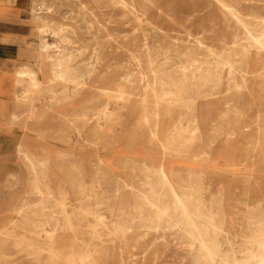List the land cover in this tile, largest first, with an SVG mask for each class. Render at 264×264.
Returning <instances> with one entry per match:
<instances>
[{"label": "rangeland", "instance_id": "rangeland-1", "mask_svg": "<svg viewBox=\"0 0 264 264\" xmlns=\"http://www.w3.org/2000/svg\"><path fill=\"white\" fill-rule=\"evenodd\" d=\"M45 1L52 6L48 12L52 14L45 16L40 25L50 27L56 35L52 37L40 33L30 11V19L24 23L31 29L24 56L26 67L40 71L46 40L56 45L48 51L54 58L59 60L72 56L71 67L78 71L80 77L76 82H66L49 75L45 81L39 72L37 79L40 86L34 88L29 81L23 82L18 86V101L16 99L4 110L3 122L12 130L17 128L22 137L17 144L9 143L6 152H1L4 156L0 158V246L4 249L0 250V264H60L71 260L82 264V258L69 256L73 253L85 254L82 251L85 244L93 249L98 246L97 251L89 250L95 255L88 258L91 264H116V260H120L119 264H203L195 258L197 251L190 253L187 247L190 239L185 234L182 220L175 217L179 226L170 230L164 220L157 228H161L163 234L158 233L156 225L150 222L154 209L145 206L136 197L160 194L164 197L159 205H173L172 195L162 184L160 170L163 168L152 167L166 163L168 171L163 170L175 190L181 197L184 194L196 201L202 200L203 206L217 214L230 230L221 238L224 247L238 254L245 243L244 235L253 230L249 226V216L255 211L264 213V51L253 49L246 40V32L236 28L232 21L227 28L229 43L236 40L238 44L230 45L224 60L235 62L238 72L230 80L225 76L220 88L223 93L208 96L206 89L201 88L202 96L189 111V107H177L175 98L167 95L169 89L153 82L152 73L143 83L139 81L138 74L134 76L133 83L125 82L123 78L126 72L137 70L133 59L135 52L142 57L145 67L152 60L154 69L164 66L169 72L179 70L180 65L191 60L186 55L192 53L189 44L163 41L136 13L116 5L115 8L114 0ZM183 1L160 0L156 4L160 10L152 9L150 16L160 26L166 20L165 26H169L168 20L172 16L179 23ZM171 2L174 3L173 12L168 7ZM245 12L248 14L250 10L245 8ZM211 14L213 10H204L196 14L194 21L201 18L208 21L207 16ZM255 23H251V30L259 35L264 26ZM220 26L217 27V35L222 34L223 27ZM189 33L180 32V35ZM244 47L247 50L251 47L247 59ZM194 54L198 59V52ZM94 57L101 58L100 64L95 74L89 75L88 66L95 62ZM208 61L215 62L213 58H208ZM195 65L191 69L195 71L196 68L195 77L201 78L197 76L199 66ZM50 71H54L53 66ZM79 82L81 86L84 84V88H80L84 91L72 93L80 86ZM195 83L198 84L197 81ZM146 86H150L149 90ZM82 93H85L86 102H77ZM164 97L165 101L168 100L166 103H163ZM64 100L68 103L73 101L75 105L63 115L59 108L64 105ZM132 105L134 110H130ZM195 120L200 132L196 140L190 141ZM171 133H180L185 138L174 139ZM26 139L36 147L51 151L33 156L35 165L44 164V167L37 168L38 171H34V164L19 152L18 145ZM182 161H188L198 169L173 164ZM107 164L111 168L106 167ZM36 180L41 182L42 193L32 190ZM15 196L16 204L10 209L5 201ZM62 204L67 208L68 216L60 209ZM134 204L144 207L143 217L136 212L130 215ZM22 205L25 210L19 214L16 211ZM42 207L47 208L45 217L38 216ZM34 221L39 223L34 224ZM171 224L174 225L175 221ZM62 227L68 231L64 232ZM120 228L128 230L122 234L117 231ZM50 231L55 233L50 236ZM25 237L30 240L24 241L26 244L36 242L40 248L36 245L30 248L21 246L19 243ZM52 239L55 243L66 239L75 241L80 250L71 252L57 246L50 249L47 244ZM195 249H198L197 245Z\"/></svg>", "mask_w": 264, "mask_h": 264}, {"label": "bare ground", "instance_id": "bare-ground-1", "mask_svg": "<svg viewBox=\"0 0 264 264\" xmlns=\"http://www.w3.org/2000/svg\"><path fill=\"white\" fill-rule=\"evenodd\" d=\"M159 1L160 0H157V1L156 0H114V2H115L114 7L116 5V6L121 7L125 11L131 12L132 14L136 13L140 20H145L148 23V25L151 26L153 33L157 32L158 35L161 36L163 41L169 40L171 42V44L172 43L173 44H177V43L189 44L192 53L186 54V52H185V54L187 56L189 55L187 58L191 59V60H186L182 64V66L179 64L180 67L178 66V63H176L177 66L179 67V70L173 72V70H174L173 69L171 72H169L164 68V66H161L160 68H157V69L152 68L153 67L152 65L154 64V61H152V60H151V62H148L147 67H145L146 65L143 66V61H141L142 57L139 56V54H136V52H135V54L133 55L134 58L132 56L131 57L133 59H135L134 63H137V70L136 71H129L128 73L126 72V74L124 75L123 78H124L125 82L133 83L134 82V76L138 74L140 76L139 77L137 75L139 78V81H141L143 83V81H145L147 79L148 75L150 73H152L154 76V77L152 76L153 82L156 84H161V87L169 89V93L168 94L166 93V94L168 96H169V94H171V96L175 98L176 102L175 101L174 102L177 105V107L179 106V108H180V105L181 106L183 105V106H186L187 108L189 107L188 109H190L189 111H191V109H193L196 106L198 100L202 96V93H200V90L203 87L206 89L205 94L208 96L209 95L216 96L219 93H223V89H220V88H222V86H223V83L225 81V76L230 80L238 72L237 68L234 65L235 62L232 63V62H227L224 60V55L226 54V52H228L227 50L229 49L230 45L231 44H233V45L238 44L237 43L238 41H236V40H235V42L229 43V36L227 34V28L228 29L230 28V23L232 21L235 23L236 28L239 27L246 32V33H244L247 36L246 40L249 41V45L253 49H255V50L257 49V51L258 50L264 51V29L260 31L259 35L256 34L257 33L256 31L253 32V30H251V26H252L251 23L254 22V24H257V23H255V21L264 26V0H184L183 1V7H182L181 12H180L181 13L180 22L178 23L172 16L168 20L169 26H167V27L165 26L167 20L164 22V25L160 26L157 24L155 19L151 18V16H150V14L152 13V9L158 10V11L160 10L158 5H156L157 2H159ZM37 2H40V4H37ZM46 2L47 1H45V0H35L32 3V9L31 10L33 13V23L35 25H37V30L40 33L45 34V36L55 37L56 32H54L50 27L44 28V26L40 25L41 22L45 21V16L52 14V13H48L50 10H52V6H49ZM252 2H256V4H252ZM168 7L170 8L171 12L174 11V9H173L174 3L173 2L169 3ZM105 8H106V6H105ZM245 8L250 10V12L248 14H245L246 13ZM109 10L111 11L112 8ZM204 10H208V11L213 10V15L211 14V16L210 15L207 16L208 21L203 20V18H201L197 22H195L194 19H195L196 14L203 12ZM125 14L128 17L127 13H125ZM157 14L160 16L159 12H157ZM121 16H123V15H121ZM114 20H115V18H114ZM106 23H108V22H106ZM176 25L179 26V28L178 27L176 28ZM220 25L223 27V31H222V34L217 35L216 34L217 27H219ZM112 26H114V25H112ZM253 29H255V27ZM180 32H184V33L190 32V33L188 35L184 36V35H180ZM146 34H147V32H146ZM155 36H157V34ZM236 36L237 35H235L234 37L236 38ZM239 39H240V37H239ZM217 41H218V44L215 45V43ZM52 46H56V45L49 43L48 41L44 40V45H43L42 49L45 53L41 57L42 61L40 63V71L39 72L42 73L45 81L47 78L49 79V75H54V78L56 77L57 79L58 78L63 79L66 82L67 81L76 82V80L80 77V75L77 74L78 71L76 69L71 67L72 62L74 61L72 56L68 55V56L61 58V54H60L61 59L58 60V59L54 58L53 54H49V52H48L49 48H51ZM141 46H143V45H141ZM171 47H173V46H171ZM251 47H250V50H251ZM177 48H178V45H177ZM177 48L175 50H177ZM215 48H218L219 50H217V49L215 50ZM240 48H242V46ZM244 48H246V47H244ZM142 49H144V48H142ZM157 49H159V48H157ZM190 49H189V52H190ZM139 50L142 51L141 48H139ZM139 50H138V52H139ZM146 50H148V48H146ZM168 50L166 49V51H168ZM250 50H247V48L245 49L244 53H245L246 59L249 58V56L251 54ZM110 51H111V49H110ZM121 52H122V50H121ZM179 52H182V50ZM187 52H188V50H187ZM193 52L194 53L198 52L197 56L200 58V60H198L199 59L198 57H197L198 59H196V57H195L196 54H194ZM54 53H55V51H54ZM169 53H167V54H169ZM234 53H235V51H234ZM57 54H58V52L55 55H57ZM156 54H157V52H156ZM241 57H242V55H241ZM160 58H162V57H160ZM182 58H183V55H182ZM208 58H213V60L215 62H209ZM94 59H95L94 60L95 62L90 63V65L88 66L89 67L88 68L89 69L88 70L89 75L95 74L96 69H97V65L100 64L101 58L94 57ZM155 59L156 58H154V60ZM168 59H166V60L168 61ZM176 59H177V57H176ZM231 59H232V57H231ZM193 64H196L197 66H199V68L197 69V72H200V73L197 76L200 75L199 77H201V78L195 77L196 68H195V71H193L191 69ZM251 64H252V62L249 63L250 66H251ZM255 64L257 65V62ZM51 66L54 67V71H50ZM174 66H176V65H174ZM122 68H123V66H122ZM172 68H173V66H172ZM39 72L34 71L28 67H22L17 73V85L19 86L23 82L29 81V84L31 87L38 88L40 86V81L37 79ZM224 72H226V74ZM247 73H249V72H247ZM140 78H141V80H140ZM152 79H151V81H152ZM195 81H197L198 84H196ZM155 86H153V87H155ZM81 87L84 88V84H83V86H81V83H80V86H78L77 90L73 91L72 93L76 94L77 92H80L81 90L84 91V89H80ZM149 87L146 86L147 89ZM158 92L159 91H157L156 93H158ZM27 93H29V92H27ZM166 94H163V95H166ZM18 96H19L18 94L15 96L17 101H18ZM168 96H166V97H168ZM186 96H188V97H186ZM166 97H164V99L162 98L164 100L163 103L164 102L166 103L168 101V100L165 101ZM120 99H121V97H120ZM168 99L170 100V98H168ZM118 100H119V98H118ZM159 101H158V103H162V101L161 102H159ZM63 102H64V105L61 106L60 109H67L69 106L70 107L73 106V101L68 103V102H65V100H64ZM174 102H173V104H174ZM170 105H172V104H170ZM193 124H194V127H192L193 129L191 130V133H190V141L196 140V138L199 136V132H200V127L198 126V121L195 120L193 122ZM179 131L180 130H178V132ZM176 133H177V130H176ZM171 134L173 135V133H171ZM173 136H174V139L178 138L179 140L180 139L183 140L185 138L180 133H179V135L176 134ZM169 137H171V136H169ZM167 144H168V142H167ZM165 147H166V145H165ZM25 157L28 161H30L31 164H34V162H32V161H34V159L31 158V156H29L27 153H25ZM43 165L44 164H41L42 167H44ZM41 166H37L34 164L33 170L38 171L37 168L41 167ZM160 172H161L162 184L165 187H167V190H168L167 192H169L173 197V205L172 206H166L167 204L162 205V206L159 205L160 202L163 203L161 201V198L164 197L163 195H160V194L157 195L154 193L153 194L150 193V194H141L140 196H136V197H139L142 200V202H144L145 206L154 209L153 210L154 213L151 216L150 222L154 223L156 225L155 231H158V233L161 232L163 234V232L161 231L162 229L160 228L161 229L160 230L157 228L160 227L159 225L164 220L167 221V223H168L167 228L169 230L174 228L175 226H179V221L175 220V217H178V219L182 220V223L184 225L185 234L190 239V241L187 239V241H189V244H187V247L190 250V253L192 251L193 252L197 251V255L195 256V258L198 259L200 261V263L203 262V264H264V213L258 214L255 211L252 215L249 216V226H252L253 230H251L248 234L244 235L245 243L240 248V252L238 254H236L231 249L226 250V248L224 247V244L221 241V238L223 237V235L229 234L230 230L227 229L225 227L224 223L218 219L217 214L213 213L210 209L203 206V202L200 199H198L196 201L195 198L190 197V196H184V194L182 195V197H183L182 198L179 195V193L175 190L174 185L169 180L168 174L163 169L160 170ZM150 181H151V179H150ZM159 182H161V181H159ZM40 183L41 182L38 180H36V182L33 183V186L35 187V188H32L33 192L35 191L36 193H42V190L40 189ZM145 184H146V182H145ZM153 184H154V182H153ZM148 185L151 186L152 184L149 183ZM157 186H158V183H157ZM157 186H155V187H157ZM159 186H161V184ZM152 190L150 189V191H152ZM156 190H158V189L156 188ZM167 192H165V194ZM221 195H223V191L221 192ZM221 198H222V196H221ZM192 199H194V200H192ZM134 206H135V204H134ZM134 206H132V211L130 210L131 211L130 215L133 216L134 213L136 212L141 217H143L144 216L143 215L144 207L143 208L137 207V205L135 207ZM123 208L124 207H122V209ZM60 209H61L63 214H65L67 216L69 215L67 213V208L65 205L62 204L60 206ZM24 210H25V206L22 205L17 209L16 212L20 214V213H24ZM45 210H47V208L42 207V210L40 211L41 213L40 214L38 213V216L39 217H45L46 216ZM120 211H122V210H120ZM123 215H125V214H123ZM123 215H122V217H123ZM256 219H260V220L258 222H255ZM101 221H102V217H101ZM171 221H175V224L172 225ZM57 222H59V221H57ZM33 223L35 224V223H39V222L34 221ZM22 228H24V227H22ZM69 228L71 230L73 227L71 225H69ZM175 228H177V227H175ZM255 228L257 230H255ZM62 230L64 232L68 231L64 228ZM127 230L125 228L117 229V231L118 232L120 231L122 234L126 233ZM72 231H74V230L72 229ZM54 233H55L54 231L49 232L50 236L53 235ZM26 240L30 241L29 238L25 237L22 239V242L19 244L21 246H25L26 248H30V247H33L35 245L37 247L39 246V244L37 245L36 242H35L36 244L34 242L33 243L28 242L26 244L24 242ZM101 240L102 239H100V241ZM160 240H162V239L160 238ZM54 241L55 240L52 239V242L50 241L49 244H47V246L50 249H53L54 246H57L58 249L67 248V249H70L71 252H74V250H80L79 247L77 246V243H75V241H71L69 239H66L65 241L64 240L57 241L56 243ZM171 241H173V240H171ZM157 243H159V242H157ZM160 243H161V241H160ZM154 244H156V243L154 242ZM162 244H163V242H162ZM173 244H175V243H173ZM180 244H182V242H180ZM156 245H158V244H156ZM182 245H183V247L185 246L184 244H182ZM196 245L198 246L197 250L195 249ZM125 246H127V245H125ZM153 246L151 248H153ZM180 247H181V245H180ZM39 248H40V246H39ZM1 249H4V246H0V250ZM23 249H25V248H23ZM90 249L92 251H94V250L97 251L98 246H96L93 249V248H91V246L89 244L88 245L85 244L82 247V251L85 254H81V253L77 254L76 253L77 255H75L73 253L69 257L82 258V264H91V262L88 261V258H92L95 255L92 254V251L91 252L89 251ZM118 249H120V248H118ZM177 249H178V247H177ZM126 250H127V248H126ZM123 251L121 250V252H123ZM88 252H90V253H88ZM102 252H103V250H102ZM105 255H106V253H105ZM144 255H146V254H144ZM58 256H60V255H58ZM60 259H62V258H60ZM198 260H197V262H199ZM119 262H120V260L115 261L116 264H119ZM99 263H96V264H99ZM60 264H77V262L75 263L73 260H71L70 262H61Z\"/></svg>", "mask_w": 264, "mask_h": 264}, {"label": "crops", "instance_id": "crops-1", "mask_svg": "<svg viewBox=\"0 0 264 264\" xmlns=\"http://www.w3.org/2000/svg\"><path fill=\"white\" fill-rule=\"evenodd\" d=\"M33 1L0 0V158L4 156L1 152H6L9 143L15 142L17 144L22 137V134L17 128L12 130L3 122L4 116L2 115L6 113L5 109L16 101L15 96L18 94L17 73L22 67H26V58L24 56L28 49L29 43L27 37L30 35L31 29L25 26L24 23L30 19ZM83 95L85 93L77 97V102H86ZM74 105L75 103L67 109L59 108V111L64 115V112L72 109ZM133 108L135 109L132 105L130 110H134ZM18 146L19 152L24 156L27 153L31 158L36 153L51 152L47 148L32 145L27 139L23 144ZM135 154L137 156L139 155L138 152ZM173 164L186 169H198V166L192 165L188 161H182L181 163L174 162ZM167 166L168 164L166 163L160 164L159 167L154 165L152 167L163 168L165 171H168ZM106 167L111 168L108 164ZM5 202L8 203L10 209L13 208L14 204H16V196Z\"/></svg>", "mask_w": 264, "mask_h": 264}]
</instances>
